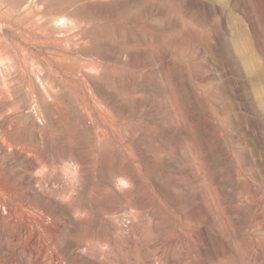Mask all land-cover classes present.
I'll list each match as a JSON object with an SVG mask.
<instances>
[{
    "label": "rangeland",
    "instance_id": "1",
    "mask_svg": "<svg viewBox=\"0 0 264 264\" xmlns=\"http://www.w3.org/2000/svg\"><path fill=\"white\" fill-rule=\"evenodd\" d=\"M0 200V264H264V0H0Z\"/></svg>",
    "mask_w": 264,
    "mask_h": 264
},
{
    "label": "bare ground",
    "instance_id": "2",
    "mask_svg": "<svg viewBox=\"0 0 264 264\" xmlns=\"http://www.w3.org/2000/svg\"><path fill=\"white\" fill-rule=\"evenodd\" d=\"M6 56V55H5ZM7 210L10 216L13 218L14 222H17L18 220V212L16 211V208L12 205H7L4 200H0V210L1 209ZM0 214H2L0 212Z\"/></svg>",
    "mask_w": 264,
    "mask_h": 264
}]
</instances>
